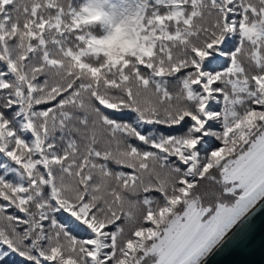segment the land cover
I'll use <instances>...</instances> for the list:
<instances>
[{
    "label": "snow or ice",
    "instance_id": "6c2138e0",
    "mask_svg": "<svg viewBox=\"0 0 264 264\" xmlns=\"http://www.w3.org/2000/svg\"><path fill=\"white\" fill-rule=\"evenodd\" d=\"M258 217L264 0H0V264H215Z\"/></svg>",
    "mask_w": 264,
    "mask_h": 264
},
{
    "label": "water",
    "instance_id": "95a60500",
    "mask_svg": "<svg viewBox=\"0 0 264 264\" xmlns=\"http://www.w3.org/2000/svg\"><path fill=\"white\" fill-rule=\"evenodd\" d=\"M264 218H257L256 239L250 251H228L221 253L215 259V264H262L261 234L264 232Z\"/></svg>",
    "mask_w": 264,
    "mask_h": 264
}]
</instances>
